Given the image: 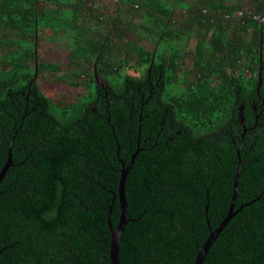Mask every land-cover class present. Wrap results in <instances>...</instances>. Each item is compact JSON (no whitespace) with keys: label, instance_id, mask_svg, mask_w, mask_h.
<instances>
[{"label":"trees","instance_id":"trees-1","mask_svg":"<svg viewBox=\"0 0 264 264\" xmlns=\"http://www.w3.org/2000/svg\"><path fill=\"white\" fill-rule=\"evenodd\" d=\"M86 1L0 0V171L12 159L0 182V264H111L108 212L116 228L120 171L133 157L121 264H194L209 235L205 206L216 228L239 162L234 210L251 204L202 264H264V0H119L108 18ZM77 23L85 28L56 78L82 91L56 101L39 72L59 66L37 59V43L42 30ZM131 29L152 46L128 41L107 56ZM129 57L141 76L123 75Z\"/></svg>","mask_w":264,"mask_h":264},{"label":"rangeland","instance_id":"rangeland-1","mask_svg":"<svg viewBox=\"0 0 264 264\" xmlns=\"http://www.w3.org/2000/svg\"><path fill=\"white\" fill-rule=\"evenodd\" d=\"M249 0H246L247 4L245 6L250 5L248 4ZM232 2V1H231ZM64 3V0H59L57 4L62 5ZM245 3V2H244ZM250 3V2H249ZM120 2L119 0H89L85 2V7L88 8V10L96 11L97 14H101L104 18L108 17H115L120 12ZM90 13V11L88 12ZM186 16L187 19L183 20V17ZM132 18V17H131ZM139 18L133 17L132 23L137 24ZM174 20L176 21V24L178 27L188 29V25L185 24L189 21V15L186 11V9H177L174 13ZM81 28H85V26L82 23L74 24L71 29H66L61 31L58 35H54V33H51L50 29L42 30L41 37L38 40L37 43V52L38 57L37 59H46L48 61H51L53 64H57L59 66V70L54 72L52 69H48L45 71L39 72L40 75V83L42 88L45 92H47L54 100L59 99H74L75 95L78 92L82 91V87H73L69 84V82H66L63 79H57V76L63 75L65 72H67L68 69V59L70 55V51L74 45V42L77 39V35ZM88 29L86 30V32ZM104 33L106 30L103 28ZM187 31V30H186ZM113 31L109 33V35H112ZM198 31L194 29L193 26H191V35L188 38V43L186 46V50H193L196 38L195 35ZM92 32H90L89 35H91ZM89 36H83V39H87ZM113 39H117L118 37L116 35H113ZM121 42L114 45L111 48L110 54L114 57L117 56L116 54L120 55L123 51V47L128 41H134L137 43H140L144 46L151 47L152 43H147L144 41V39L137 33L136 30H126L123 33V37L120 40ZM3 53V49L0 47V53ZM130 58V57H129ZM191 60L189 56H186L184 58V64L183 69H190L191 67ZM84 68H87L85 66ZM143 73V69L141 67L134 68L133 66V59L130 58L128 61V64H124V74H130L133 76H141ZM84 77V76H83Z\"/></svg>","mask_w":264,"mask_h":264},{"label":"water","instance_id":"water-1","mask_svg":"<svg viewBox=\"0 0 264 264\" xmlns=\"http://www.w3.org/2000/svg\"><path fill=\"white\" fill-rule=\"evenodd\" d=\"M94 76H95V81L97 83H100V85L105 84L106 81L102 77H99L96 71L94 73ZM133 160H134V157L132 158V160L130 161V163L127 166L125 165L124 162L122 163V169L120 171L121 177H120L119 188H118V197H119V202H120L121 213H120V218H119L118 225L116 228H114L110 222V214H111L112 207H110L109 212H108L109 228H110V232H111V246H110V263L111 264H121L120 259H119V243L121 240V236L124 232V228H125L126 224L128 223V221L130 220L128 218V215H127V202H126V197H125V182H126L128 172L132 167ZM11 164H12L11 153H9L8 160H7L6 164L4 165V167L0 171V182H1L2 178L4 177L8 167ZM239 167H240V162H239ZM239 167L237 169V172H236L235 178H234L233 196L231 199V205L229 207L228 213L225 216V218L222 220V222L216 228H212L211 225L209 224L208 214H207L208 205L205 206L206 219H207L208 226H209V235H208L206 241L204 242V244L202 245V247L199 249V251L196 255V259H195L194 264H202L203 263V261L205 260V257L207 255L210 247L212 246L213 242L218 237L219 233L227 225V223L231 220V218L238 211H240L244 206L251 204V202L244 203V204L240 205L237 210H234L235 200H236V196H237V192H238V178H239V174H240Z\"/></svg>","mask_w":264,"mask_h":264},{"label":"built area","instance_id":"built-area-1","mask_svg":"<svg viewBox=\"0 0 264 264\" xmlns=\"http://www.w3.org/2000/svg\"><path fill=\"white\" fill-rule=\"evenodd\" d=\"M204 12H207L206 10H204ZM248 13V11H247ZM219 15L226 21H231L232 17L230 14H225V13H219ZM238 19H242V17L245 16V13L243 10H239L236 12L235 14ZM248 18H252V19H256V20H259V21H262L261 19V16L258 14V13H255V12H249V15H248ZM242 22L244 23V21L242 20Z\"/></svg>","mask_w":264,"mask_h":264},{"label":"clouds","instance_id":"clouds-1","mask_svg":"<svg viewBox=\"0 0 264 264\" xmlns=\"http://www.w3.org/2000/svg\"><path fill=\"white\" fill-rule=\"evenodd\" d=\"M204 10H206V9H204ZM204 10H203V12H204ZM204 13H206V12H204ZM95 71L97 72V70H96V68H94V73H95ZM97 74H98V72H97ZM99 76V75H98ZM100 77V76H99ZM105 80V79H104ZM105 85V84H104Z\"/></svg>","mask_w":264,"mask_h":264}]
</instances>
